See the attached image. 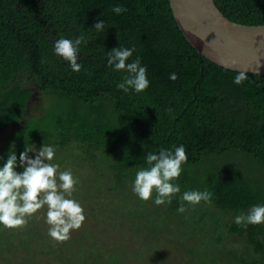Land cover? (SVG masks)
<instances>
[{
	"label": "trees",
	"instance_id": "1",
	"mask_svg": "<svg viewBox=\"0 0 264 264\" xmlns=\"http://www.w3.org/2000/svg\"><path fill=\"white\" fill-rule=\"evenodd\" d=\"M214 3L231 22L264 26V0ZM115 5L127 11L114 13ZM97 18L107 22L102 33L94 29ZM81 34L88 43L80 45L82 69L74 72L53 45L61 36ZM118 46H134L131 59L139 56L147 67L150 84L144 92L117 88L126 73L107 64V52ZM238 74L198 54L180 32L168 0H0V131L12 127L0 147V167L13 145L17 163L28 144L51 145L60 155L73 153L78 160L71 164L63 157V168L97 170L108 184L105 194L80 191L81 199L89 201L119 194L124 186L133 188L137 171L148 167V152L184 145L188 160L172 181L181 191L159 207L184 215L197 206L181 199L185 191H212L211 205H199L219 220L217 228L241 244L231 264H264V223L243 228L234 222L253 205H264V180L226 174L218 165L241 156L264 169V76L246 74L237 85ZM33 89L40 105L34 116L28 113L35 104ZM155 196L154 190L150 204ZM181 205L188 211L178 212ZM24 228L28 249L46 244L48 236L38 227L27 224L19 232ZM11 230L0 225L2 233ZM17 241L12 237L10 245ZM67 241L54 252L61 263L62 253L69 251ZM8 247H1L0 259L5 260ZM95 251L100 252L99 246L83 254L86 264L99 261Z\"/></svg>",
	"mask_w": 264,
	"mask_h": 264
},
{
	"label": "rangeland",
	"instance_id": "2",
	"mask_svg": "<svg viewBox=\"0 0 264 264\" xmlns=\"http://www.w3.org/2000/svg\"><path fill=\"white\" fill-rule=\"evenodd\" d=\"M36 96L38 91L33 89L35 104L28 110L33 116L40 107ZM11 132L12 127L0 131V147ZM67 155L55 153L50 163L59 164L61 171L71 170L73 176L78 177L79 182L70 198L78 201L83 207L85 221L79 229L71 231V238L66 245L69 251L62 253L63 263L56 259L54 252L57 253V245L59 248H65V244L53 240L48 235L50 226L46 222L47 206H44L27 219L30 227L34 225L38 227L39 233L44 232L48 236L46 244H32L28 249L26 228L21 233L19 228L3 233L0 231L3 234L0 249H3L1 247H5L6 243L9 245V250L2 254L5 260L0 259V264H86V259L82 256L94 245L99 246L100 250L94 252L98 254V264H231V257L241 253V244L233 241L235 238L228 237L223 229L217 228L219 220L210 209L200 207L199 204L184 215L169 214L163 207L141 200L132 188L126 186L121 188L119 194L114 192L105 199H81L80 191L86 189L89 194H105L108 184L99 179L97 170L95 172L82 165L63 168V157L66 156L64 160L71 164L78 160L73 153L69 152ZM29 157L35 158V154L30 153ZM219 164L220 168L227 170L224 171L226 174L238 172L264 180V169L244 157L233 156L224 162L220 161ZM99 166L100 170L106 171L104 165ZM235 168L237 170H234ZM15 170L23 171L20 167ZM214 221L217 222L215 225ZM12 237L18 240V244L10 245ZM45 249L55 257L43 253Z\"/></svg>",
	"mask_w": 264,
	"mask_h": 264
},
{
	"label": "clouds",
	"instance_id": "3",
	"mask_svg": "<svg viewBox=\"0 0 264 264\" xmlns=\"http://www.w3.org/2000/svg\"><path fill=\"white\" fill-rule=\"evenodd\" d=\"M112 11L121 14L126 8L115 5ZM103 16V14H101ZM107 22L97 18L94 29L102 33L107 28ZM87 44L83 34L75 39L61 36L53 45L57 56L69 63L72 71L79 72L82 65L78 63L81 44ZM135 47H115L107 52V64L114 71H123L126 75L117 84V88L128 93L144 92L150 84L147 77V67L143 66L140 57H133ZM175 73L170 79L175 80ZM247 79L244 72L234 78V83L242 84ZM14 145L10 148L7 159L0 167V225L6 229L23 228L28 224V217L47 206L46 222L50 226L48 235L57 242H64L71 238V231L79 229L85 221L84 209L75 199L70 198L78 184V177H74L71 170H60L59 164L50 163L55 156V149L51 145L43 144L39 149L34 144H28L19 154V163ZM34 153L35 158H30ZM148 167L140 168L135 176L133 192L143 201L156 196L154 204H170L173 197L180 193L179 184L172 183L182 172V165L188 157L184 145L171 149H160L158 152H148L144 157ZM20 167L22 172L15 169ZM214 193L210 190L185 191L181 199L190 205H198L202 201L211 205ZM178 212L184 213L188 209L181 205ZM236 225L247 228L248 225L264 223V205H253L247 213L241 212L235 216Z\"/></svg>",
	"mask_w": 264,
	"mask_h": 264
},
{
	"label": "water",
	"instance_id": "4",
	"mask_svg": "<svg viewBox=\"0 0 264 264\" xmlns=\"http://www.w3.org/2000/svg\"><path fill=\"white\" fill-rule=\"evenodd\" d=\"M186 41L208 61L233 72L264 76V26L231 22L214 0H168Z\"/></svg>",
	"mask_w": 264,
	"mask_h": 264
}]
</instances>
